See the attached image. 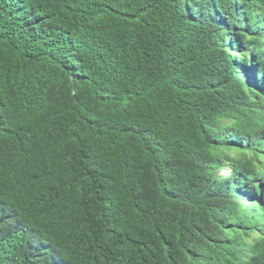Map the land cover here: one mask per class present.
I'll list each match as a JSON object with an SVG mask.
<instances>
[{"label":"trees","instance_id":"trees-1","mask_svg":"<svg viewBox=\"0 0 264 264\" xmlns=\"http://www.w3.org/2000/svg\"><path fill=\"white\" fill-rule=\"evenodd\" d=\"M0 264H264V0H0Z\"/></svg>","mask_w":264,"mask_h":264},{"label":"rangeland","instance_id":"rangeland-1","mask_svg":"<svg viewBox=\"0 0 264 264\" xmlns=\"http://www.w3.org/2000/svg\"><path fill=\"white\" fill-rule=\"evenodd\" d=\"M230 155H231V154H230ZM231 156H232V155H231ZM225 174H227V175L229 174L227 168H225L224 170H222V175H225ZM258 196H260V195H258Z\"/></svg>","mask_w":264,"mask_h":264},{"label":"clouds","instance_id":"clouds-1","mask_svg":"<svg viewBox=\"0 0 264 264\" xmlns=\"http://www.w3.org/2000/svg\"><path fill=\"white\" fill-rule=\"evenodd\" d=\"M227 153H228L229 156L232 155V153L230 152V150H228ZM230 154H231V155H230ZM232 156H234V155H232ZM232 156H231V157H232ZM226 168H227V167H226ZM224 169H225V168H224ZM224 169H223V170H224ZM228 171H229V170H228ZM257 201H258V200H254V203H256ZM257 203H258V202H257Z\"/></svg>","mask_w":264,"mask_h":264},{"label":"bare ground","instance_id":"bare-ground-1","mask_svg":"<svg viewBox=\"0 0 264 264\" xmlns=\"http://www.w3.org/2000/svg\"><path fill=\"white\" fill-rule=\"evenodd\" d=\"M229 173V172H228ZM225 177V176H224Z\"/></svg>","mask_w":264,"mask_h":264}]
</instances>
